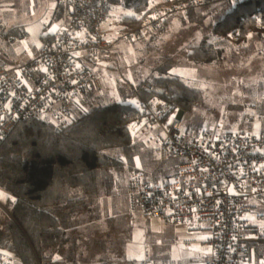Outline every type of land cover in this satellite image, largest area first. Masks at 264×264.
Segmentation results:
<instances>
[{
  "label": "built area",
  "instance_id": "1",
  "mask_svg": "<svg viewBox=\"0 0 264 264\" xmlns=\"http://www.w3.org/2000/svg\"><path fill=\"white\" fill-rule=\"evenodd\" d=\"M218 1L221 0H178L149 13L139 28L112 35L104 27L108 0H68L71 12L67 21L44 23V29L54 24L56 31L43 40L37 54L11 65L0 63V103L9 105L0 109V142L18 122L27 119H48L55 129L65 128L72 121L73 107L80 96L88 88L102 89L101 71L86 67L85 62L111 53L118 42L133 43L158 32L173 15ZM53 44L57 47L53 48ZM44 68L48 71L41 70ZM143 88L151 90L152 86L144 84ZM129 100H135V96ZM138 104L143 111L130 128L158 160L151 169L132 167L125 161L124 167L131 168L121 191L128 198L130 214L146 221L184 225L190 234L208 236V240L182 241L185 246L201 244L212 248L214 255L210 254L203 264H261L264 131H233L219 124L215 130L204 126L187 137L182 131L181 108L157 95L140 99ZM173 116V125L166 127ZM171 160L178 163L161 173ZM254 167L259 171H253ZM249 250L253 257L248 255ZM144 257L138 264H153L148 254ZM0 264L19 262L0 249Z\"/></svg>",
  "mask_w": 264,
  "mask_h": 264
},
{
  "label": "trees",
  "instance_id": "2",
  "mask_svg": "<svg viewBox=\"0 0 264 264\" xmlns=\"http://www.w3.org/2000/svg\"><path fill=\"white\" fill-rule=\"evenodd\" d=\"M177 1L156 6L154 0H108V13L115 6L132 11L134 16L125 14L120 20L122 30H132L139 28L152 11ZM209 6L179 15L184 22L193 21ZM69 15V3L58 2L54 20L64 23ZM214 21L210 39L189 43L182 59L166 56L155 64L149 76L132 88L135 101L157 95L185 113L194 112L202 101V89L183 75H170L172 69L183 61L196 66L220 65L227 60L223 43L231 38L238 44L257 37L264 39V0H234L232 8ZM47 33L44 39L51 34ZM0 36L6 45L0 51V63L9 64L7 61L14 53L12 39H22L26 33L23 25H17L9 29L0 27ZM101 59H89L85 66L90 68L88 62ZM144 84L152 89H144ZM93 89L88 88L80 96L73 107L72 121L65 128L55 129L48 119H27L18 122L0 142V191L10 193L16 201H12L9 209L15 222L0 220V249L9 252L20 264H76L81 217L100 216L95 209L100 198L97 172L122 168L125 161L137 164L141 156L145 143L129 127L140 110L131 103L121 102L132 101L128 95L108 104L98 103L100 95H95ZM177 163L171 160L165 167ZM251 252L248 255L253 257Z\"/></svg>",
  "mask_w": 264,
  "mask_h": 264
},
{
  "label": "rangeland",
  "instance_id": "3",
  "mask_svg": "<svg viewBox=\"0 0 264 264\" xmlns=\"http://www.w3.org/2000/svg\"><path fill=\"white\" fill-rule=\"evenodd\" d=\"M154 1L156 6L169 3V0ZM233 5L234 0L218 1L188 22L176 14L169 18L163 30L154 33H158L154 39L150 38L151 34L133 43L118 42L112 52L104 54L98 62L102 63L99 68L103 75L102 89H93L95 95H100L98 103L116 101L113 93L118 94L120 100L124 95L130 99L132 88L149 76L156 63L166 56L182 59V52L189 43L210 39L213 36L212 20L218 21ZM127 13L121 7H113L105 30L112 35L120 32V20ZM9 22L17 24L19 20L11 18ZM223 45L227 60L220 65L196 66L183 61L175 69L203 92L202 101L194 112L183 114L182 131L187 137L199 127L215 130L219 124L233 131L253 130L256 134L264 131V39L257 37L238 44L231 38ZM140 154L137 158L139 167L151 169V164L158 160L146 145ZM130 168L123 166L97 172L100 198L95 209L100 216L93 219L82 215L80 221V250L89 258L84 260L92 264H138L139 257L148 254L153 264H202L208 257L207 247L201 244L185 246L182 241L188 238L201 240L200 237L205 235L190 234L184 225L145 221L140 215L129 214V201L121 191V185ZM11 204V200H0V220L13 221L11 213L6 211ZM157 240L161 243H155Z\"/></svg>",
  "mask_w": 264,
  "mask_h": 264
},
{
  "label": "crops",
  "instance_id": "4",
  "mask_svg": "<svg viewBox=\"0 0 264 264\" xmlns=\"http://www.w3.org/2000/svg\"><path fill=\"white\" fill-rule=\"evenodd\" d=\"M58 2H65L67 4L69 3L68 0H0V27L9 29L17 25H23L24 31L26 33V37L22 39L16 38V41L12 39L11 46L14 53L11 54L9 58L10 61H7L9 64L6 65H11L16 60L25 61L31 56L37 54L40 46L43 43L45 33L50 31V29H55L54 24H50L48 29H44V23L49 20H54V12L57 8ZM20 11L22 12L17 15V12ZM126 12L132 13L130 10H126ZM17 16L18 18H16ZM11 18L19 20V23L10 24L9 20ZM109 22L112 23V20L109 19ZM107 23L108 21L106 24ZM106 24L104 25L105 28L108 27V24ZM147 37L149 36H146V38ZM4 48H6L5 41L0 36V51H2ZM98 62H88V66L93 70H100L99 67L102 63ZM79 245L81 247V241H79ZM84 254L86 253H83L81 250L75 254L76 264H82L83 262L85 264H92L84 260L89 259L88 256H85ZM209 256L210 254H208V257L202 260V264L207 259H209Z\"/></svg>",
  "mask_w": 264,
  "mask_h": 264
},
{
  "label": "snow or ice",
  "instance_id": "5",
  "mask_svg": "<svg viewBox=\"0 0 264 264\" xmlns=\"http://www.w3.org/2000/svg\"><path fill=\"white\" fill-rule=\"evenodd\" d=\"M117 2H119V0H117ZM126 15L134 16L135 14L134 13H127ZM153 19H155V17H153ZM55 31H56V29H50V32H52V33H54ZM48 34L49 33H45V35H48ZM93 39H95V38L93 37ZM52 47L55 48V47H57V45L56 44H53ZM74 55H77L78 56L80 54L79 53H75ZM76 67L79 68L80 65H77ZM41 70L44 71V72H47L48 71L47 68H44V69H41ZM175 74H176V70L175 69H172V72L170 73V75H175ZM129 79H131V76L130 75H129ZM45 83H47V81H45ZM72 83H76V81H72ZM133 83H136V81H133ZM157 91H161V90L160 89H157ZM113 95H114V98L116 100H120V96L118 94L113 93ZM13 96H15V94H13ZM41 99H43V97H41ZM121 102L122 103H131V104L135 105L138 110L143 111V109L140 108V105L138 104V102L135 101V100H132V101L124 100V101H121ZM152 103H162V102L153 101ZM8 107H9V105H5V104L0 103V109H2V108H8ZM176 111L179 112V109H177ZM2 119H3V117H0V120H2ZM174 119H175V116H173L172 119H168L167 125H165V126L167 127L169 125H173ZM129 127H132V126H129ZM133 143H135L134 140H133ZM233 151H235V149H233ZM137 167H139V163L138 162H137ZM228 167H232V165H228ZM252 170L253 171H259V169L255 168V167ZM204 171H207V169H204ZM253 191H255V189H253ZM0 200H11L14 203L16 202L14 197L9 196L7 193H4L3 191H0ZM200 239L201 240H208L209 237L208 236H201ZM155 243L159 244V243H161V241L157 240V241H155ZM206 254H213L214 255V253L212 252V248L211 247H209V248L206 249ZM57 259H59V257H57ZM139 259H146V258L144 256H141V257H139ZM261 264H264V261H261Z\"/></svg>",
  "mask_w": 264,
  "mask_h": 264
},
{
  "label": "water",
  "instance_id": "6",
  "mask_svg": "<svg viewBox=\"0 0 264 264\" xmlns=\"http://www.w3.org/2000/svg\"><path fill=\"white\" fill-rule=\"evenodd\" d=\"M13 219V221L15 222V219L14 218H12Z\"/></svg>",
  "mask_w": 264,
  "mask_h": 264
}]
</instances>
